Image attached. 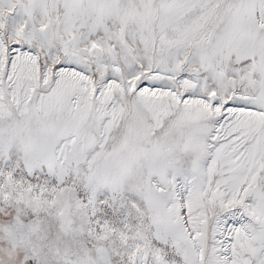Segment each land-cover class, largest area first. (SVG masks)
I'll use <instances>...</instances> for the list:
<instances>
[{"label": "snow or ice", "instance_id": "snow-or-ice-1", "mask_svg": "<svg viewBox=\"0 0 264 264\" xmlns=\"http://www.w3.org/2000/svg\"><path fill=\"white\" fill-rule=\"evenodd\" d=\"M0 264H264V0H0Z\"/></svg>", "mask_w": 264, "mask_h": 264}]
</instances>
